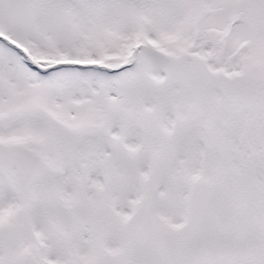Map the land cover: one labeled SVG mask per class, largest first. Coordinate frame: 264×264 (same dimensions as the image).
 Instances as JSON below:
<instances>
[{
  "label": "snow or ice",
  "instance_id": "obj_1",
  "mask_svg": "<svg viewBox=\"0 0 264 264\" xmlns=\"http://www.w3.org/2000/svg\"><path fill=\"white\" fill-rule=\"evenodd\" d=\"M0 264H264V0H0Z\"/></svg>",
  "mask_w": 264,
  "mask_h": 264
}]
</instances>
